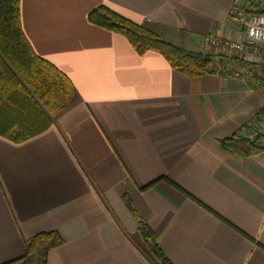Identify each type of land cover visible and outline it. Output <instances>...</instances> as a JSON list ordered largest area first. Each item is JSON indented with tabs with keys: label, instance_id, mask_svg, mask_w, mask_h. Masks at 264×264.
Wrapping results in <instances>:
<instances>
[{
	"label": "crops",
	"instance_id": "obj_1",
	"mask_svg": "<svg viewBox=\"0 0 264 264\" xmlns=\"http://www.w3.org/2000/svg\"><path fill=\"white\" fill-rule=\"evenodd\" d=\"M234 1L19 0L25 39L74 94L40 134L0 137V264H21L41 232L62 240L46 264H150L139 222L171 264H264V153L243 160L219 144L264 111L263 85L213 54L218 73L186 77L87 20L104 6L209 54L207 36L241 34Z\"/></svg>",
	"mask_w": 264,
	"mask_h": 264
},
{
	"label": "trees",
	"instance_id": "obj_2",
	"mask_svg": "<svg viewBox=\"0 0 264 264\" xmlns=\"http://www.w3.org/2000/svg\"><path fill=\"white\" fill-rule=\"evenodd\" d=\"M259 5V4H258ZM262 9V8H261ZM87 20L94 26L123 36L138 55L160 54L169 66L189 78L214 74L213 58L165 42L148 25H139L104 6L92 10ZM230 61V60H229ZM252 88L264 87V66L235 61ZM234 67V65H231ZM236 69V68H232ZM74 94L69 79L39 58L25 39L19 17V0H0V137L22 143L47 129ZM221 148L245 160L264 153V111L231 137ZM140 251L150 264H171L150 229L137 227ZM56 232H41L25 241L21 264H46L48 252L61 245Z\"/></svg>",
	"mask_w": 264,
	"mask_h": 264
},
{
	"label": "built area",
	"instance_id": "obj_3",
	"mask_svg": "<svg viewBox=\"0 0 264 264\" xmlns=\"http://www.w3.org/2000/svg\"><path fill=\"white\" fill-rule=\"evenodd\" d=\"M261 2L260 11H247L237 4V0L234 1L232 18L241 29V34L235 39L207 36L204 44L211 56L222 55L231 59L248 52L258 66H264V0ZM213 67L214 73H218V68Z\"/></svg>",
	"mask_w": 264,
	"mask_h": 264
},
{
	"label": "rangeland",
	"instance_id": "obj_4",
	"mask_svg": "<svg viewBox=\"0 0 264 264\" xmlns=\"http://www.w3.org/2000/svg\"><path fill=\"white\" fill-rule=\"evenodd\" d=\"M246 54H249V53H248V52H247V53L244 52L242 55L245 56ZM249 55H250V54H249ZM233 57H234V56H233ZM233 59H234V60H238V58H231V60H233ZM229 60H230V59H229Z\"/></svg>",
	"mask_w": 264,
	"mask_h": 264
}]
</instances>
